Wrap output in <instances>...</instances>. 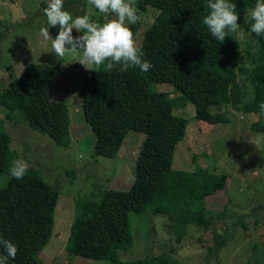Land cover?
Here are the masks:
<instances>
[{
	"label": "trees",
	"instance_id": "obj_1",
	"mask_svg": "<svg viewBox=\"0 0 264 264\" xmlns=\"http://www.w3.org/2000/svg\"><path fill=\"white\" fill-rule=\"evenodd\" d=\"M229 2L236 5L239 29L219 41L203 24L207 0H140V9L150 5L158 10L140 39L141 19L131 24L141 58L152 67L147 72L138 66L121 72L119 65L111 71L102 65L82 75L74 94L80 98L84 120L94 135L93 154L114 157L130 130L144 133L145 138L129 188H105L97 199L76 203L66 242L68 253L115 262L116 251L133 243L131 212L165 215L173 230L176 228L178 240L186 234L188 224L205 228L211 223L205 218L204 199L225 187L228 173L172 168L188 120L176 115L168 93L152 89L151 83L172 84L184 98L183 104L193 103L195 118L210 124L225 121V115L209 108L226 103L244 112L264 113L259 107L264 103V37L250 31L254 21L249 12L257 0ZM240 30L250 34L248 47L241 45ZM55 72L53 64L28 63L20 76L0 90V104L9 119L17 112L32 129L67 147L71 139L68 104L50 98ZM245 72L254 96L242 102L239 76ZM253 124L264 130V125ZM10 141L0 128V172L9 168V176L0 186V236L18 249L7 264H43L35 255L52 234L58 191L31 166L22 179L11 176L17 154L10 149ZM0 255H6L3 249ZM156 264H166L165 257L161 255Z\"/></svg>",
	"mask_w": 264,
	"mask_h": 264
},
{
	"label": "rangeland",
	"instance_id": "obj_2",
	"mask_svg": "<svg viewBox=\"0 0 264 264\" xmlns=\"http://www.w3.org/2000/svg\"><path fill=\"white\" fill-rule=\"evenodd\" d=\"M139 1L125 0L140 15V39L158 10L150 5L140 9ZM48 3L49 0H0V90L11 78L20 76L30 62L53 64L56 72L50 98L68 104L71 116V139L65 147L32 129L17 112L9 119L0 104V128L9 135L10 149L17 154L14 164L36 168L41 178L58 191L52 234L36 258L43 264H156L163 255L166 264H264V130H257L253 124L264 125V113L244 112L226 103L221 108H209L225 115V121L210 124L196 119L193 103L183 104L180 92L167 82H153L151 87L166 91L173 112L188 120L185 135L175 148L172 168L228 173L225 187L204 199L205 218L211 223L205 228L188 224L186 234L178 240L176 228L173 230L165 215L131 212L133 243L116 251L115 262L67 252L76 203L97 199L105 188H129L135 180V162L145 134L127 132L114 157L93 154L94 135L84 120L80 98L74 94L88 70L79 63L82 52L56 57L51 41L40 36V29L48 26L43 12ZM63 10L73 18L88 15L101 25L115 18L111 13H99L87 0H64ZM127 26L131 30V24ZM58 32L59 26L49 28L53 38ZM82 34L72 31L73 36ZM238 37L243 47L249 46L248 32L240 30ZM244 65L248 67V61ZM246 72L239 76L244 90L242 102L254 96ZM8 176L9 168L0 172V186ZM157 217L161 218L159 222Z\"/></svg>",
	"mask_w": 264,
	"mask_h": 264
},
{
	"label": "clouds",
	"instance_id": "obj_3",
	"mask_svg": "<svg viewBox=\"0 0 264 264\" xmlns=\"http://www.w3.org/2000/svg\"><path fill=\"white\" fill-rule=\"evenodd\" d=\"M99 13L114 14L115 18L102 25L94 22L88 15L76 16L63 10L64 0H49L48 6L43 9L47 17V27L40 29V36L51 41V47L56 57L63 58L66 53L73 55L82 52L79 61L87 70L99 69L102 65L105 71H111L117 65L121 72L130 67L138 66L142 72H147L151 63L142 60L143 53L136 46L133 32L127 26L135 24L140 17L136 9L125 0H87ZM236 5L229 0H207L208 14L203 18V24L213 37L224 41L226 36L236 33L239 29V15L235 11ZM250 31L257 36L264 37V0H257L251 11ZM59 26L55 38L49 33L50 27ZM83 33L73 36L72 31ZM258 47L254 51H258ZM107 62V63H106ZM264 112V103L260 104ZM27 166L16 162L10 169V174L17 180L22 179ZM159 222L161 218L157 217ZM167 218L164 217L163 220ZM0 249L6 255H0V264H7L9 258L15 259L17 247L15 244L0 236Z\"/></svg>",
	"mask_w": 264,
	"mask_h": 264
}]
</instances>
